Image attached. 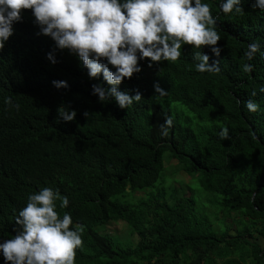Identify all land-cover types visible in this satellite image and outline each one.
Masks as SVG:
<instances>
[{
    "label": "trees",
    "instance_id": "obj_1",
    "mask_svg": "<svg viewBox=\"0 0 264 264\" xmlns=\"http://www.w3.org/2000/svg\"><path fill=\"white\" fill-rule=\"evenodd\" d=\"M201 2L219 15L220 56L210 46L182 45L175 62L139 60L141 71L117 86L142 94L125 108L114 98L100 102L92 85L111 87L103 75L90 79L78 56L37 35L32 10H22L0 50V243L21 230L15 218L28 195L48 187L68 197L64 209L55 203L61 216H72L70 227L85 226L75 264H264V243L256 240L264 237V11L253 8L255 0H241L239 14H224L222 0ZM250 43L260 50L248 61ZM197 51L210 64L219 60L221 71H196ZM245 63L252 72L242 70ZM60 80L69 87H55ZM157 82L166 96L155 94ZM249 99L258 111H248ZM68 106L76 110L73 121L58 118V108ZM166 115L173 125L162 136ZM222 127L229 139H220ZM166 152L213 194L214 210L198 213L191 196L173 189L165 197ZM134 191L143 196L131 200ZM217 210L236 215L234 233L210 218ZM116 218L134 232V244L100 232ZM0 264H11L2 250Z\"/></svg>",
    "mask_w": 264,
    "mask_h": 264
},
{
    "label": "clouds",
    "instance_id": "obj_2",
    "mask_svg": "<svg viewBox=\"0 0 264 264\" xmlns=\"http://www.w3.org/2000/svg\"><path fill=\"white\" fill-rule=\"evenodd\" d=\"M253 8L264 11V0H255ZM31 9L34 23L39 26L37 35L50 37L55 48L68 49L78 56L82 67L86 68L90 79H97L102 74L104 81L111 87L93 84V94L100 102L114 98L120 108L132 105L142 99L137 90L129 95L117 89L125 78L139 73V60L150 62H175L180 58L182 45L196 49L210 46L215 56H220L221 39L216 28L219 15L213 17L212 10L201 0H0V50L13 34V23L22 21V10ZM220 10L224 14L242 12L241 0H222ZM260 50V45L250 43L244 51L248 61L253 60ZM139 53V55H138ZM48 59L56 63L53 54ZM106 60V62H104ZM193 60L196 71L219 73V60L209 63V56L204 52H194ZM112 68L115 69L113 71ZM151 66V63L149 64ZM254 66L245 63L242 70L252 72ZM57 88L69 87L67 81H53ZM155 94L160 97L167 91L157 82ZM264 93V87L259 89ZM257 93L252 91L251 95ZM11 105V97L6 98ZM248 111L256 112L259 105L253 100L244 101ZM15 107L19 109V104ZM76 110L58 108V118L73 121ZM88 117L89 113L85 111ZM173 125V118L165 116L160 125L161 135L167 136ZM220 139H229V128L222 127ZM68 206L67 196L59 190L44 187L30 193L26 206L15 218L21 226L11 238L0 243L3 257L11 264H75L76 249L82 247L83 224L75 228L72 216L64 212L61 216L56 210ZM262 238V237H261ZM264 238V237H263Z\"/></svg>",
    "mask_w": 264,
    "mask_h": 264
},
{
    "label": "rangeland",
    "instance_id": "obj_3",
    "mask_svg": "<svg viewBox=\"0 0 264 264\" xmlns=\"http://www.w3.org/2000/svg\"><path fill=\"white\" fill-rule=\"evenodd\" d=\"M177 105V103H170V105ZM168 152L164 154V163L165 166V176L168 180L164 186L165 188V197H167L173 189V193L175 195H189L195 201V209H197L198 213H202L203 210H214V204L209 202L210 199H213L214 196L212 193L207 192L204 188L201 187L198 180L192 181L190 177L183 172L181 169H178V163L176 159L168 158ZM160 185V179H158L154 185V188L157 189ZM121 198L119 195H116ZM143 196V192L134 191L131 192L129 197L131 200H135L136 198ZM115 197V196H113ZM210 203V204H209ZM210 218L214 221V223H222L227 229L229 233H234L235 226V218L233 212L229 214H223L222 211L217 210L215 215H210ZM221 220V221H220ZM127 224L120 218L110 219L103 222L102 227L99 229L100 232L115 234L118 235L116 238L119 240L121 244H134L135 242V234L130 231V228L126 226ZM256 240L262 244L264 243V238L258 237Z\"/></svg>",
    "mask_w": 264,
    "mask_h": 264
}]
</instances>
